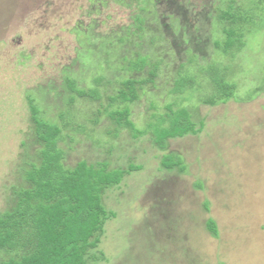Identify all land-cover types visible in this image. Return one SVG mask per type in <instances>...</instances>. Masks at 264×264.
I'll return each instance as SVG.
<instances>
[{"label": "trees", "instance_id": "1", "mask_svg": "<svg viewBox=\"0 0 264 264\" xmlns=\"http://www.w3.org/2000/svg\"><path fill=\"white\" fill-rule=\"evenodd\" d=\"M88 1L87 17L97 13L98 3H114L130 12L131 22L107 35L95 33L93 26L86 32L75 27L76 59L61 71V84L40 90L41 96L52 93L63 100L66 107L55 118L35 95L27 96L33 136L22 153L17 180L2 186L7 203L0 212V264L107 262L101 245L117 214L108 209L106 196L143 170L135 164L113 167L122 133L133 141L150 136L153 147L164 153L159 170L187 175L186 161L171 150V142L198 136L206 127L188 103L195 98L198 105L214 107L264 94L263 77L246 100L241 98L240 70L229 68L232 62L241 69L250 37L264 31V0ZM172 56L180 67L168 75ZM164 77L175 100L163 107L152 101L153 112L139 128L132 107ZM78 102L98 107L92 114L76 109ZM82 138L92 139L109 158L91 160L86 154L68 165L73 145ZM206 228L219 238L214 219Z\"/></svg>", "mask_w": 264, "mask_h": 264}, {"label": "rangeland", "instance_id": "2", "mask_svg": "<svg viewBox=\"0 0 264 264\" xmlns=\"http://www.w3.org/2000/svg\"><path fill=\"white\" fill-rule=\"evenodd\" d=\"M90 4L0 0V212L7 203L2 186L17 180L22 153L32 142L27 96L35 95L55 118L66 107L63 100L52 93L41 96L40 90L61 84V71L76 59L75 27L86 32L93 26L95 33L107 35L131 22L130 12L114 3H98L97 13L87 17ZM248 42L241 69L229 65L240 70L236 82L245 100L264 77V31ZM172 57L168 75L180 67ZM168 86L167 77L156 80L132 107L139 128L153 112L152 101L163 107L175 100ZM196 104L193 98L188 106L197 121L205 119L204 131L171 142V150L186 161L187 175L159 170L164 153L153 147L150 136L133 141L122 133L111 157L113 167L135 164L143 170L106 196L117 217L107 224L101 249L108 261L101 264H264V94L243 103ZM97 107L76 104L92 114ZM95 145L82 138L67 164L73 166L86 154L91 160L109 158ZM209 219L218 224V239L207 231Z\"/></svg>", "mask_w": 264, "mask_h": 264}]
</instances>
